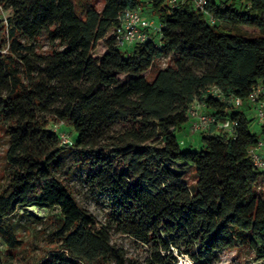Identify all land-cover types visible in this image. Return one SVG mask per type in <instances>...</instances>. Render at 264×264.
I'll use <instances>...</instances> for the list:
<instances>
[{
    "label": "trees",
    "instance_id": "16d2710c",
    "mask_svg": "<svg viewBox=\"0 0 264 264\" xmlns=\"http://www.w3.org/2000/svg\"><path fill=\"white\" fill-rule=\"evenodd\" d=\"M141 8L163 23L161 36L123 51L114 36L119 16ZM0 9L11 12L0 19V133L8 138L0 225L17 208L58 209L50 235L58 247L40 264H125L108 228L66 183L69 153L89 181L112 192L120 231L148 248L150 264H219L240 244L264 264V170L249 155L264 125L252 132L254 119L233 102L250 104L257 87L264 100V0H209L215 24L191 3L172 9L167 0H104L101 10L89 0H0ZM167 54L174 65L149 82ZM196 103L216 123L198 133L201 149L185 150L177 132L190 127ZM55 121L74 128L72 145L50 128ZM225 121L236 124L232 131L220 127ZM2 233L10 249L22 246L15 232Z\"/></svg>",
    "mask_w": 264,
    "mask_h": 264
},
{
    "label": "rangeland",
    "instance_id": "374dc122",
    "mask_svg": "<svg viewBox=\"0 0 264 264\" xmlns=\"http://www.w3.org/2000/svg\"><path fill=\"white\" fill-rule=\"evenodd\" d=\"M97 10H101L104 6V0H89ZM146 8H141L143 11ZM143 13H146L143 11ZM11 15L10 11L0 9V19L7 20ZM148 17L159 18L152 14H147ZM242 30L248 36H256L259 31L248 27H243ZM41 52H49L51 46L45 38L37 41ZM122 50V49H121ZM123 51H125L123 49ZM104 46L100 44L94 55L98 58L104 54ZM174 65V56L167 54L155 61L147 75V80L153 82L159 72V69H165ZM240 110L243 111L249 119H254L251 123V131L258 134L261 129V124L256 119L255 105L244 103ZM50 128L55 131L60 130L63 134L71 138L77 139V133L69 123L51 122ZM178 140L181 147L185 150H199L202 148L200 135L192 131L189 125L183 127L182 131L177 132ZM8 138L6 134L0 133V187L5 184V175L8 170L5 169L4 153L8 146ZM64 172L66 183L72 189L77 201L94 216L99 222L110 231L111 241L115 248L124 254L125 264H150L148 262V248L141 242L123 234L116 222V217L112 213L113 195L110 190L103 189L99 185L94 184L88 179V171L83 166L81 158L75 153H69L63 158ZM175 170L185 171L183 165H174ZM186 178L189 183L194 186L197 182L195 171L191 170L187 173ZM258 185L261 187V194L264 195V181H260ZM61 216L58 209H48L46 207H29L26 210L17 208L14 213L4 220L3 226L0 225V256L7 261V264H40V262L56 251V245L51 243L50 236L53 231L58 228ZM13 231L22 241V246L13 250L10 249L3 237V231ZM219 264H260L258 260L246 244H240L236 249L224 251L219 256ZM183 258L179 259L182 263ZM184 260V259H183ZM186 264H193L189 260H184Z\"/></svg>",
    "mask_w": 264,
    "mask_h": 264
},
{
    "label": "built area",
    "instance_id": "2783aa9c",
    "mask_svg": "<svg viewBox=\"0 0 264 264\" xmlns=\"http://www.w3.org/2000/svg\"><path fill=\"white\" fill-rule=\"evenodd\" d=\"M187 2L191 3L197 11L205 14L211 24L216 23V19L207 11L209 0H167L168 6L172 9ZM163 28V23L160 21L157 22L156 19L148 17V15L143 13L141 9L127 10L119 16V25L114 32V36L118 47L122 50L129 51L133 47L150 40L154 34L161 36ZM209 92L212 95L225 100L218 88H211L209 89ZM262 94L263 90L261 87L255 88L249 96L248 102L255 105L256 118L260 124L264 125V100L262 99ZM233 102L235 106L243 105V101L239 98L233 99ZM204 108L205 106L203 104L196 103L193 104L189 110L191 118L190 128L195 133L205 132L216 123L213 117L203 112ZM234 126H236V124L230 121H225L220 124L222 129L229 131H232ZM60 138L62 144L72 145L71 138L65 134L61 133ZM262 152H264V136L256 147L249 150V155L259 170H264Z\"/></svg>",
    "mask_w": 264,
    "mask_h": 264
},
{
    "label": "bare ground",
    "instance_id": "6f19581e",
    "mask_svg": "<svg viewBox=\"0 0 264 264\" xmlns=\"http://www.w3.org/2000/svg\"><path fill=\"white\" fill-rule=\"evenodd\" d=\"M181 261H182V263H181V264H186V263H185V261H184L183 259H182Z\"/></svg>",
    "mask_w": 264,
    "mask_h": 264
},
{
    "label": "crops",
    "instance_id": "0c3cea01",
    "mask_svg": "<svg viewBox=\"0 0 264 264\" xmlns=\"http://www.w3.org/2000/svg\"><path fill=\"white\" fill-rule=\"evenodd\" d=\"M261 154H262V156H263V159H264V152H262Z\"/></svg>",
    "mask_w": 264,
    "mask_h": 264
}]
</instances>
